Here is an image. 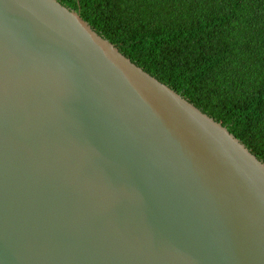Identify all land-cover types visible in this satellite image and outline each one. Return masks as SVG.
Instances as JSON below:
<instances>
[{"label":"water","instance_id":"water-1","mask_svg":"<svg viewBox=\"0 0 264 264\" xmlns=\"http://www.w3.org/2000/svg\"><path fill=\"white\" fill-rule=\"evenodd\" d=\"M0 264H264V162L58 0H0Z\"/></svg>","mask_w":264,"mask_h":264},{"label":"trees","instance_id":"trees-1","mask_svg":"<svg viewBox=\"0 0 264 264\" xmlns=\"http://www.w3.org/2000/svg\"><path fill=\"white\" fill-rule=\"evenodd\" d=\"M264 162V0H58Z\"/></svg>","mask_w":264,"mask_h":264}]
</instances>
